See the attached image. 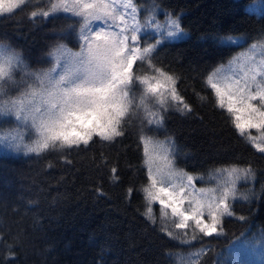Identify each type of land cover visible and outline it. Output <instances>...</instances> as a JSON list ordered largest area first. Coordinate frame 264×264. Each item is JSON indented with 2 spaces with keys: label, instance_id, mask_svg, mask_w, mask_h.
<instances>
[{
  "label": "snow or ice",
  "instance_id": "snow-or-ice-1",
  "mask_svg": "<svg viewBox=\"0 0 264 264\" xmlns=\"http://www.w3.org/2000/svg\"><path fill=\"white\" fill-rule=\"evenodd\" d=\"M30 2L0 0V15L11 16ZM157 10L163 12L162 20ZM141 12L138 0H47V7L32 11L31 17L66 23L54 31L52 43L35 60L4 42L11 37L0 36V149L37 156L61 149L87 151L93 144L121 143L134 135L137 148L143 147L139 168L146 170L147 177L140 189L145 200L141 214L153 225L159 219V231L171 241L193 247V241L225 234V218L235 215L233 202L255 201L253 189L241 192L238 185L254 182L256 173L251 165L220 167L207 177L216 181L214 187L197 188L195 181H205V176L178 166L187 154L167 130L168 114H196L179 88L181 77L159 66L158 57L169 42L184 40L188 33L181 16L164 11L158 0L147 14ZM259 15L264 18V11ZM214 39L239 47L248 40L232 35ZM255 39L247 52L227 61V71L224 64L210 71L205 83L238 135L264 154V31ZM33 64L47 67L33 68ZM111 173L110 179L118 182L117 167ZM134 191L129 187L127 197ZM155 204H159V217ZM236 218L247 222L245 216ZM245 237V246L254 254L258 250L264 264V230L252 241L247 233ZM0 247L8 253L0 257V264H15V245L0 236ZM210 251L201 243L186 260L181 251H169L166 256L169 264H174L172 258L175 264H201ZM98 264H106L103 253ZM215 264L228 261L217 254ZM232 264L244 262L237 259Z\"/></svg>",
  "mask_w": 264,
  "mask_h": 264
},
{
  "label": "trees",
  "instance_id": "trees-1",
  "mask_svg": "<svg viewBox=\"0 0 264 264\" xmlns=\"http://www.w3.org/2000/svg\"><path fill=\"white\" fill-rule=\"evenodd\" d=\"M153 2L138 0L144 15ZM158 3L164 11L180 15L189 33L184 40L169 42L158 57L159 66L181 77L179 88L196 114H168L167 130L187 154L178 166L189 174L205 176L202 184H206L214 169L251 165L256 179L240 188L242 192L253 189L255 201L235 204V215L225 218L223 236L193 241V247L180 246L159 231V219L153 225L141 214L145 200L140 189L147 177L146 170L139 168L143 147L137 148L134 135L121 143L93 144L87 151L61 149L37 156L0 149V236L5 243L15 245V264H98L101 253L106 264H169V251H181L186 260L201 243L212 249L201 258V264H215L217 254L232 264L240 260L234 250L245 246V234L252 241L264 230V154L238 135L231 117L216 106L214 93L205 83L210 71L221 64L227 66V61L241 51L214 38L257 37L264 31V18L259 15L264 11V0ZM45 7L47 0H31L11 16L0 15V36L12 38L4 42L30 60L44 54L54 31L59 32L66 23L63 19L31 17L32 11ZM252 41L257 42L254 38L247 43L251 46ZM196 93L207 99L202 101ZM65 155L71 163L66 162ZM113 166L118 169V182L110 179ZM129 187L137 191L127 197ZM241 215L247 222L236 218ZM7 255L0 247V257ZM260 261L261 257L258 264Z\"/></svg>",
  "mask_w": 264,
  "mask_h": 264
},
{
  "label": "rangeland",
  "instance_id": "rangeland-1",
  "mask_svg": "<svg viewBox=\"0 0 264 264\" xmlns=\"http://www.w3.org/2000/svg\"><path fill=\"white\" fill-rule=\"evenodd\" d=\"M139 6L142 9L141 15H144L145 10L143 9V7L141 5H139ZM156 15H157L158 19H160V20L163 19V13L160 14L159 10H157ZM183 28L188 33L186 27L183 26ZM256 35H258V34H256ZM188 36H189V33H188ZM244 37L248 38V40H247V42H248V41H251L252 39H254L256 36L255 35H247V36H244ZM237 47H239V46H237ZM249 47H250V45L248 43L244 47H239L241 49L240 53L241 52H247ZM256 55H257V58H259V52H257ZM227 68H228V65L225 66L224 70L227 71ZM253 130H255V129H253ZM215 184H216L215 180H209V181L206 182V184H202V181H200V180L195 181V185H196L197 188H200V187H214ZM238 187H239V189L241 191L240 185H238ZM238 201H241V200H237L236 202H233V209H234L235 204ZM154 210H155L156 214H159V204H155L154 205ZM234 253H237V257H239L240 261H243L244 264H258V258L260 257L258 250L254 254L250 247L244 246L241 250H240V248L235 249Z\"/></svg>",
  "mask_w": 264,
  "mask_h": 264
},
{
  "label": "bare ground",
  "instance_id": "bare-ground-1",
  "mask_svg": "<svg viewBox=\"0 0 264 264\" xmlns=\"http://www.w3.org/2000/svg\"><path fill=\"white\" fill-rule=\"evenodd\" d=\"M253 43H256V42L255 41H252L251 44H253ZM257 52H259V50H257Z\"/></svg>",
  "mask_w": 264,
  "mask_h": 264
}]
</instances>
